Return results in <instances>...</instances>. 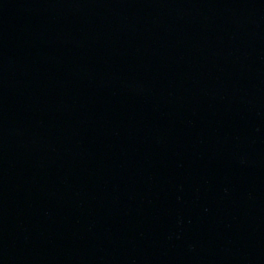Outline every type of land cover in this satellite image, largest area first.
Here are the masks:
<instances>
[{"label": "water", "instance_id": "95a60500", "mask_svg": "<svg viewBox=\"0 0 264 264\" xmlns=\"http://www.w3.org/2000/svg\"><path fill=\"white\" fill-rule=\"evenodd\" d=\"M0 264H264V0H0Z\"/></svg>", "mask_w": 264, "mask_h": 264}]
</instances>
